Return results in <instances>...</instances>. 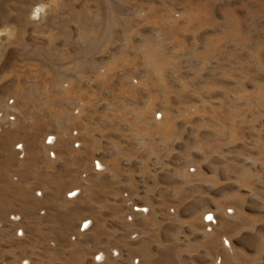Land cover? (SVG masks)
I'll list each match as a JSON object with an SVG mask.
<instances>
[{
  "label": "rangeland",
  "instance_id": "1",
  "mask_svg": "<svg viewBox=\"0 0 264 264\" xmlns=\"http://www.w3.org/2000/svg\"><path fill=\"white\" fill-rule=\"evenodd\" d=\"M0 264H264V0H0Z\"/></svg>",
  "mask_w": 264,
  "mask_h": 264
},
{
  "label": "bare ground",
  "instance_id": "2",
  "mask_svg": "<svg viewBox=\"0 0 264 264\" xmlns=\"http://www.w3.org/2000/svg\"><path fill=\"white\" fill-rule=\"evenodd\" d=\"M49 142H50V145H52L54 143V140H53V137H49ZM19 147H21V152L20 153H24L23 151V146L20 145ZM54 155V154H53ZM99 166V164H98ZM57 193V192H56ZM59 196V195H58ZM65 197H68L69 199H75L77 198V191L75 189H70L69 191H66L65 193ZM64 198V197H63ZM65 201V200H64ZM42 203V202H41ZM47 205V204H46ZM12 216V215H11ZM9 218V217H8ZM11 218H21L18 215H13ZM82 219V218H81ZM73 226V225H72ZM74 227V226H73ZM90 228V222L88 220H81L79 223H78V231L77 232H81V230H89ZM97 255H100V257L98 259H101L103 257V254H97ZM107 255V254H106ZM107 257V256H106ZM105 258V257H104Z\"/></svg>",
  "mask_w": 264,
  "mask_h": 264
}]
</instances>
